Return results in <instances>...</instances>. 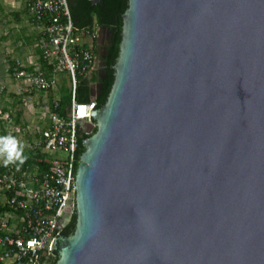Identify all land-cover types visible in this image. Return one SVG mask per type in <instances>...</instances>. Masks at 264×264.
Here are the masks:
<instances>
[{
  "label": "water",
  "instance_id": "1",
  "mask_svg": "<svg viewBox=\"0 0 264 264\" xmlns=\"http://www.w3.org/2000/svg\"><path fill=\"white\" fill-rule=\"evenodd\" d=\"M122 19L56 264H264V0H128Z\"/></svg>",
  "mask_w": 264,
  "mask_h": 264
},
{
  "label": "built area",
  "instance_id": "2",
  "mask_svg": "<svg viewBox=\"0 0 264 264\" xmlns=\"http://www.w3.org/2000/svg\"><path fill=\"white\" fill-rule=\"evenodd\" d=\"M24 2L31 23L40 29V55L34 67L12 62L10 77L21 94H32L60 87L59 77L66 75L72 99L65 107L55 99L39 137L19 142L20 155L10 165L0 163V264H55L52 245L70 224L64 215L76 197L79 133L89 136L80 124L94 123L92 111L99 106L95 95L87 103L77 100L80 78L95 70L99 28H78L68 0ZM21 152L29 159L23 161Z\"/></svg>",
  "mask_w": 264,
  "mask_h": 264
},
{
  "label": "rangeland",
  "instance_id": "3",
  "mask_svg": "<svg viewBox=\"0 0 264 264\" xmlns=\"http://www.w3.org/2000/svg\"><path fill=\"white\" fill-rule=\"evenodd\" d=\"M25 9L24 0H0V120L7 123L9 136L16 138L18 143L34 139L45 128L51 102L49 93L21 94L18 84L7 70L11 63L8 59L13 61L21 56L26 59V55H30L35 48L33 34L39 30L31 23ZM11 51L20 53L14 57ZM59 78L68 85L66 75ZM19 113L20 122L16 123L15 118ZM6 159V154L0 153V163Z\"/></svg>",
  "mask_w": 264,
  "mask_h": 264
},
{
  "label": "trees",
  "instance_id": "4",
  "mask_svg": "<svg viewBox=\"0 0 264 264\" xmlns=\"http://www.w3.org/2000/svg\"><path fill=\"white\" fill-rule=\"evenodd\" d=\"M69 7L71 10V15L73 18V21L75 25L80 28H88L92 26H97L98 28L101 27H107L111 28L114 32V38H113V47L110 50V53L107 57L106 64L108 66V73L106 80L103 83V98L97 99L99 107H102L107 102L108 95L110 93L111 87L114 82V65L116 63V59L119 55V45L121 42V28H122V16L125 13V11L128 8V0H103L101 3L94 5L93 0H68ZM25 4V3H24ZM74 5L76 7L74 8ZM25 8L27 10L26 4ZM95 46H96V40H95ZM97 53V49H96ZM39 54V50H38ZM42 67L45 68V64L41 62ZM90 80L87 77L80 78L79 82V88H78V96L77 100L81 103H87L92 100V97L95 93V89L90 86ZM60 88V95H61V106L65 107L71 102V94L69 86L67 85V82L63 80L62 85ZM52 91V90H51ZM49 97H50V105L52 110H55L54 108V99L55 96L53 93L51 94L49 91ZM6 112L7 110L4 109ZM20 116L21 113H19L16 118L15 122H20ZM80 144L81 149L80 151L82 154L84 153L83 148V141L88 138L89 136L84 135L80 131ZM9 136V128L7 126V123L3 120H0V137ZM21 156L23 158V161L26 159H29L28 155L26 153L21 152ZM11 164V162H10ZM9 165V164H8ZM73 222L68 225V227L65 229V234L70 235L75 231L76 228V215L72 218ZM66 236V235H65ZM58 261V259H57ZM55 262V264L57 263Z\"/></svg>",
  "mask_w": 264,
  "mask_h": 264
},
{
  "label": "flooded vegetation",
  "instance_id": "5",
  "mask_svg": "<svg viewBox=\"0 0 264 264\" xmlns=\"http://www.w3.org/2000/svg\"><path fill=\"white\" fill-rule=\"evenodd\" d=\"M76 5H74V8ZM123 22V19H122ZM107 29L108 35L102 31L101 32V37L99 39V46H98V51L96 53V61H95V70L89 74L88 79L90 80V86L95 89L94 95L97 97V99L103 98V83L106 80L107 73H108V66L106 64L107 57L110 53L111 48L113 47V38H114V32L112 31L111 28L107 27H101ZM121 33H122V28H121ZM120 33V36H121ZM95 49L97 47L95 46ZM114 69V68H113ZM73 218V217H72ZM73 222V220L71 219ZM71 223V222H70ZM76 224V223H75ZM65 232V230H64ZM63 232V235L69 236Z\"/></svg>",
  "mask_w": 264,
  "mask_h": 264
},
{
  "label": "crops",
  "instance_id": "6",
  "mask_svg": "<svg viewBox=\"0 0 264 264\" xmlns=\"http://www.w3.org/2000/svg\"><path fill=\"white\" fill-rule=\"evenodd\" d=\"M26 10V9H25ZM26 14H27V10H26ZM28 16V15H27ZM40 35V31H38V33H36V34H33V39H32V42L34 43V46H35V48H33V51H32V53L30 54V55H26V59L25 58H23V56H21V57H17L18 55H19V53L20 52H18L17 53V51H11V53H13L14 54V57H17V59H14L13 61H11V59H8V61H10L11 63L12 62H14V61H16V60H24V63H26L27 65H29V66H31V67H34V66H32V64L33 63H36V61L38 60V50L36 49V44H37V42H38V40H39V36ZM10 54V53H9ZM33 54H34V57H32L33 56ZM17 55V56H16ZM11 63L9 64V66L11 65ZM34 65V64H33ZM9 66H8V68H9ZM8 68H7V70H8ZM61 86V85H60ZM50 93L52 94L53 93V95L55 96V99H58V98H61V95H60V88L58 87V88H56V89H54V90H52V91H50ZM41 95H43V94H47V93H40ZM54 99V100H55ZM45 124H47V123H45ZM45 127H46V125H45ZM45 129V128H44ZM82 130V129H81ZM83 131V130H82ZM39 135H40V133L36 136V137H34V139H36V138H38L39 137ZM30 136H31V134H30ZM31 138V137H30ZM32 138H33V136H32ZM34 139H31V140H34ZM30 140V141H31ZM23 159V158H22ZM6 161V160H5ZM4 161V162H5ZM3 162V163H4Z\"/></svg>",
  "mask_w": 264,
  "mask_h": 264
},
{
  "label": "clouds",
  "instance_id": "7",
  "mask_svg": "<svg viewBox=\"0 0 264 264\" xmlns=\"http://www.w3.org/2000/svg\"><path fill=\"white\" fill-rule=\"evenodd\" d=\"M0 153L6 154L8 161L18 158L20 155V148L16 138L12 136L0 137Z\"/></svg>",
  "mask_w": 264,
  "mask_h": 264
},
{
  "label": "bare ground",
  "instance_id": "8",
  "mask_svg": "<svg viewBox=\"0 0 264 264\" xmlns=\"http://www.w3.org/2000/svg\"><path fill=\"white\" fill-rule=\"evenodd\" d=\"M24 3H25V2H24ZM38 30L40 31L39 28H38ZM39 36H40V35H39ZM39 39H40V37H39ZM38 41H39V40H38ZM37 43H38V42H37ZM36 45H37V44H36ZM36 49L39 50L37 47H36ZM39 55H40V51H39L38 56H39ZM38 56H37V57H38ZM37 61H38V60H37ZM41 62H42V61H41ZM11 65H12V63H11ZM11 65H10V66H11ZM41 65H42V64H41ZM10 66H9V67H10ZM42 68H43V67H42ZM8 69H9V68H8ZM8 72H9V71H8ZM18 89H19V88H18ZM35 93H39V92H34V93H32V94H35ZM40 93H46V92H40ZM47 93H49V92H47ZM24 95L26 96V95H29V94H24ZM6 160H7V159H6ZM5 162H6V161H5ZM10 162H11V161H7V165H8V164L10 165Z\"/></svg>",
  "mask_w": 264,
  "mask_h": 264
}]
</instances>
